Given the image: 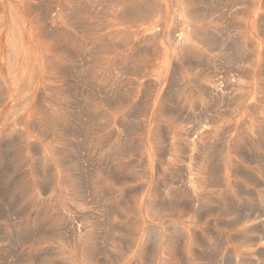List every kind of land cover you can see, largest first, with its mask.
I'll use <instances>...</instances> for the list:
<instances>
[{
	"label": "rangeland",
	"instance_id": "rangeland-1",
	"mask_svg": "<svg viewBox=\"0 0 264 264\" xmlns=\"http://www.w3.org/2000/svg\"><path fill=\"white\" fill-rule=\"evenodd\" d=\"M172 1L168 2L166 14L162 0H0L3 3L0 6V190H3L0 194V264H264V255L261 256L264 252V237L256 232L261 227L258 220H264L261 204H264V0H239L241 4L238 0L236 4V0H211L214 4H210V0ZM225 2L231 4L226 5ZM176 6L179 7L178 12L175 11ZM234 6L240 9L238 14V8ZM203 7L207 11L210 9L209 13ZM203 11H206L205 14ZM13 16H16L21 27L17 28L19 59L12 69L10 55ZM164 25L166 42L164 36L152 40V31ZM232 37H235L234 40ZM216 41L220 42V46ZM182 48H189V51L199 55L190 52L188 56ZM226 60L230 63H226ZM216 67L220 71L217 72ZM179 73L180 76L176 75ZM216 74L218 79L210 76ZM218 75L223 79H219ZM230 83L232 87H229ZM92 85L95 90L91 89ZM202 116L209 122L204 128L196 126ZM19 118L25 125L23 132L17 128ZM198 148L206 149V156ZM201 159L204 160L201 162ZM254 160L256 162L253 164ZM257 160L262 161L261 164ZM192 169L199 172L192 174ZM239 172H245L246 175ZM112 176H116L117 180H113ZM172 182L178 191L181 188L179 193L183 190L189 193L187 196L185 194L186 198L184 196L180 199ZM194 182L196 186L191 185ZM84 197H88L85 198L88 203L92 200L96 205L94 202H84ZM178 197L179 206L176 205ZM197 199L201 202L198 203ZM215 208H218L217 212ZM153 209L158 211L156 215ZM246 209H251L254 215ZM160 211L164 213L160 214ZM104 215L107 216V222ZM241 215L244 216L243 221ZM85 216L91 218L87 220ZM102 221L107 224L103 225ZM173 223L181 227L185 234L180 236L174 231L176 227L173 228ZM154 228L165 235L161 244L155 239L156 233L151 232L156 231ZM100 230L104 232L101 234ZM105 230L110 231L106 233L109 236ZM259 248L262 252H259Z\"/></svg>",
	"mask_w": 264,
	"mask_h": 264
},
{
	"label": "bare ground",
	"instance_id": "bare-ground-1",
	"mask_svg": "<svg viewBox=\"0 0 264 264\" xmlns=\"http://www.w3.org/2000/svg\"><path fill=\"white\" fill-rule=\"evenodd\" d=\"M147 1H148V0H147ZM173 1H174V0H173ZM173 1H172V2H173ZM202 1H204V0H202ZM224 1H225V0H224ZM238 1H239V0H238ZM238 1L236 0V2L234 1V3H235V4H236V3H239L240 1H239V2H238ZM244 1H245V0H244ZM254 1H255V0H254ZM151 2H152V1H151ZM168 2H169V0H162V6H165V7H166V8H165V9H166V14H167V12H168V8H167V7H168V6H167V5H168ZM227 2H229V1H227ZM247 2H248V1H247ZM112 3H113V2H112ZM173 3H174V2H173ZM211 3L214 4V3L211 2V0H210V4H211ZM234 3L231 5V8H232V6L234 5ZM2 4H3V3L0 2V6H2ZM108 4H109V3H108ZM224 4L229 5V4H231V3H228V4H227V3L225 2ZM240 4H241V2H240ZM246 4H247V3H246ZM54 5H55V4H54ZM75 5H76V3H75ZM208 5H209V4H208ZM215 5H216V4H215ZM41 6H42V5H41ZM83 6H84V5H83ZM173 6H174V4H173ZM209 6H212V5H209ZM219 6H220V5H219ZM5 7H6V5H5ZM80 7H81V6H80ZM103 7H104V6H103ZM108 7H110V6H108ZM234 7H237V6H234ZM0 8H1V7H0ZM43 8H44V7H43ZM78 8H79V7H78ZM85 8H86V7H85ZM105 8H106V7H105ZM153 8H154V7H153ZM203 8H204V7H203ZM214 8H215V7H214ZM214 8H212V9H214ZM221 8H222V7H221ZM229 8H230V7H229ZM237 8H238V7H237ZM41 9H42V8H41ZM79 9H80V8H79ZM91 9H92V8H91ZM91 9H90V10H91ZM123 9H125V8H123ZM163 9H164V8H163ZM204 9H205V8H204ZM207 9H209V8H207ZM217 9H218V8H217ZM226 9L228 10V8H226ZM1 10H2V8H1ZM38 10H39V9H38ZM44 10H45V9H44ZM64 10H65V9H64ZM199 10H200V9H199ZM205 10H206V9H205ZM209 10H210V9H209ZM209 10H208V11H209ZM215 10H216V8H215ZM231 10L233 11V9H231ZM236 10H237V14H238V11H239L240 9L238 8V9H236ZM11 11H12V9H11ZM81 11H82V10H81ZM88 11H89V10H88ZM175 11H176V12L179 11V7H178V6H176ZM206 11H207V10H206ZM206 11H203V13L206 12ZM208 11H207V12H208ZM213 11H214V10H213ZM219 11H220V10H219ZM155 12H156V11H155ZM160 12H161V11H160ZM222 12H223V11H222ZM229 12H230V10H229ZM234 12H235V11H233V13H234ZM41 13H42V12H41ZM50 13H51V12H50ZM82 13H84V12H82ZM88 13H89V12H88ZM96 13L98 14V11H97ZM110 13H111V12H110ZM141 13H142V12H141ZM199 13H200V12H199ZM199 13H198V14H199ZM203 13H202V14H203ZM208 13H209V12H208ZM120 14H121V11H120ZM204 14H205V13H204ZM231 14H232V12H231ZM240 14H241V13H240ZM67 15H68V14H67ZM95 15H96V14H95ZM100 15H102V14H100ZM103 15H104V13H103ZM124 15H125V14H124ZM200 15H201V14H200ZM200 15H199V16H200ZM206 15H207V13H206ZM209 15H210V14H209ZM111 16H112V15H111ZM159 16H160V13H159ZM176 16H177V15H176ZM46 17H48V16H46ZM225 17H226V16H224V18H225ZM233 17H234V16H233ZM235 17H236V16H235ZM93 18H95V17L93 16ZM177 18H178V17H177ZM227 18H228V17H227ZM72 19H73V18H72ZM179 19H180V18H179ZM211 19H212V18H211ZM228 19L230 20V18H228ZM228 19H226V20H228ZM262 19H263V18H262ZM73 20H74V19H73ZM73 20H72V21H73ZM79 20H80V19H79ZM89 20H90V19H89ZM173 20H174V19H173ZM173 20H172V22H174ZM213 20H214V19H213ZM216 20H219V19L216 18ZM43 21H44V20H43ZM86 21H87V20H86ZM222 21H223V22H226L224 19H222ZM236 21H237V20H236ZM223 22H222V24H223ZM233 22H235V21H233ZM237 22H238V21H237ZM74 23H75V21H74ZM84 23H85V22H84ZM94 23H95V22H94ZM176 23H178V22H176ZM86 24L89 25L88 21H87ZM181 25H182V23H181ZM230 25H232V24H229V26H230ZM83 26H84V25H83ZM86 26H87V25H86ZM165 26H166V25H164V26H158V27H156V29H154V30L152 31V35H151L152 40H158V39H160V38H163V36H164V37H165V42H166V35H167V32H166V30H165ZM172 26H173V25H172ZM225 26H227V23H225ZM225 26L223 25L224 28H225ZM229 26H228V27H229ZM239 26H240V25H239ZM19 27H21V26H20V23L17 21L16 16H13V17H12V25H11V34H13L12 37H11L12 53H11V55H10V59H11V62H12V67H11L12 69L14 68V64H15V63L17 62V60L19 59V56H18V54H19V45H18V40H17V28L19 29ZM87 27H88V26H87ZM174 27H175V26H174ZM61 28H62V27H61ZM80 28H81V27H80ZM172 28H173V27H172ZM175 28H177V26H176ZM187 28H188V27H187ZM187 28H186V29H187ZM53 29H54V28H53ZM83 29H86V28H83ZM173 29H174V28H173ZM188 29H189V28H188ZM81 30H82V29H81ZM176 30H177V29H176ZM176 30H175V31H176ZM221 30L223 31L222 28H221ZM87 31H90V30L87 29ZM175 31H174V32L172 31V32L174 33V35H176V34H175ZM189 31L191 32V30H189ZM47 32H48V30H47ZM83 32H85V31L83 30ZM172 32H171L170 35H171V38L173 39V37H172ZM177 32H178V30H177ZM177 32H176V33H177ZM48 33H49V32H48ZM179 33H180V32H179ZM262 33H263V32H262ZM86 34H87V32H86ZM88 34H89V33H88ZM91 34H92V33H91ZM174 35H173V36H174ZM47 36H48V35H47ZM142 36H143V35H142ZM82 37H83V36H82ZM87 37H88V36H87ZM177 37H179V35H178ZM177 37H176V39H177ZM207 37H208V36H207ZM104 38H105V37H104ZM174 38H175V37H174ZM232 38H233V40H234L235 37H232ZM84 39H85V38H84ZM129 39H130V38H129ZM176 39H175V41H176ZM86 40H87V38L85 39V41H86ZM139 40H141V38H140ZM100 41H103V39L100 40ZM185 41H186V40H185ZM222 41H223V40H222ZM237 41H238V40H237ZM237 41H236V42H237ZM172 42H174V41H172ZM179 42H180V41H179ZM209 42H210V41H209ZM216 42L218 43L219 41H216ZM225 42H226V39H225ZM225 42H224V45H225ZM234 42H235V41H234ZM94 43H95V42H94ZM174 43H176V42H174ZM181 43H182V42H181ZM238 43H239V42H238ZM106 44H107V41H106ZM112 44H113V43H112ZM117 44H118V43H117ZM171 44H172V43H171ZM177 44H178V43H177ZM179 44H180V43H179ZM204 44H206V43H204ZM219 44H220V42L218 43V45H219ZM241 44H242V43H241ZM241 44H240V46H241ZM87 45H88V44H87ZM118 45H120V44H118ZM140 45H141V44H140ZM222 45H223V43H222ZM227 45H228V44H227ZM93 46H94V45H93ZM93 46H92V47H93ZM95 46H96V44H95ZM100 46H101V45H100ZM103 46H104V44H103ZM182 46L184 47V45H182ZM215 46H216V45H215ZM219 46H220V45H219ZM225 46H226V45H225ZM83 47H84V45H83ZM86 47H87V46H85V48H86ZM144 47H145V46H144ZM144 47H143V48H144ZM148 47H149V46H148ZM172 47H173V46H172ZM180 47H181V44H180ZM180 47H179V48H180ZM222 47H223V46H222ZM246 47H247V46H246ZM233 48H234V47H233ZM240 48H242V47H240ZM65 49H66V48H65ZM90 49H92V48H90ZM144 49H145V48H144ZM146 49H147V48H146ZM146 49H145V50H146ZM182 49H183V52H185L188 56H190L191 53L194 54V55H199V53H196V52H193V51H192V52L189 51V48H182ZM217 49H219V48H217ZM221 49H222V48H221ZM246 49H248V48H246ZM8 50H9V49H8ZM102 50H103V49H102ZM104 50H105V49H104ZM137 50H138V49H137ZM149 50H150V48H149ZM175 50H176V49H175ZM175 50H174V51H175ZM177 50H178V47H177ZM236 50H237V49H236ZM81 51H82V50H81ZM81 51H80V52H81ZM83 51H84V50H83ZM93 51H94V50H93ZM143 51H144V50H143ZM186 51H187V52H186ZM224 51H225V50H224ZM226 51H227V50H226ZM87 52H88V51H87ZM136 52H137V51H136ZM145 52H146V51H145ZM176 52H177V51H176ZM190 52H191V53H190ZM208 52H209V51H208ZM211 52H212V51H211ZM81 53L84 54V52H81ZM96 53H97V52H96ZM141 53H142V52H141ZM147 53H149V51H148ZM181 53H182V52H181ZM225 53H226V52H225ZM230 53H232V52H230ZM85 54H86V53H85ZM94 54H95V52H94ZM133 54H134V53H133ZM137 54L139 55V53H137ZM226 54H227V53H226ZM226 54H225V55H226ZM86 55H87V54H86ZM88 55H89V54H88ZM88 55H87V56H88ZM91 55H92V52H91ZM91 55H90V56H91ZM151 55H152V54H151ZM174 55H175V54H174ZM176 55H178V53H177ZM225 55H224V56H225ZM228 55H229V54H228ZM230 55H231V54H230ZM232 55H233V54H232ZM236 55H237V54H236ZM238 55H239V53H238ZM252 55H253V54H252ZM254 55H255V54H254ZM82 56H83V55H82ZM84 56H85V55H84ZM134 56H137V55H134ZM134 56H133V57H134ZM139 56H140V55H139ZM153 56H154V55H153ZM85 57H86V56H85ZM155 57H156V56H155ZM155 57H154V58H155ZM175 57H176V56H175ZM241 57H242V56H241ZM241 57H240V58H241ZM252 57H253V56H252ZM90 58H91V57H90ZM97 58H98V56H97ZM131 58H132V57H131ZM203 58H207V57H206V56H205V57L203 56ZM219 58H221V57H219ZM195 59H196V58H195ZM225 59H226V58H225ZM225 59H223V62H225V61H224ZM227 59H228V58H227ZM230 59H231V58H230ZM236 59H239V57H238V58L236 57ZM241 59H243V58H241ZM241 59H240V60H241ZM244 59H245V57H244ZM250 59H251V58H250ZM78 60H80V59L78 58ZM87 60H89V59H87ZM99 60H100V58H99ZM117 60H118V59H117ZM130 60H131V59H130ZM133 60H134V59H133ZM182 60H183V59H182ZM202 60H203V59H202ZM228 60H229V59H228ZM253 60H254V59H253ZM118 61H119V60H118ZM198 61H199V59H198ZM205 61H206V60H205ZM205 61H204V62H205ZM218 61H219V60H218ZM242 61H243V60H242ZM242 61H241V62H242ZM244 61H245V60H244ZM232 62H233V61H232ZM247 62H249V61H247ZM82 63H83V62H82ZM116 63H117V62H116ZM119 63H120V62H119ZM127 63H128V62H127ZM190 63H192V62H190ZM197 63H198V62H197ZM200 63H201V61H200ZM208 63H209V62H208ZM208 63H207V64H208ZM210 63H211V62H210ZM226 63H230V62H228V61L226 60ZM238 63H239V62H238ZM244 63H245V62H244ZM146 64H147V63H146ZM201 64H202V63H201ZM220 64H221V63H220ZM222 64H224V63H222ZM231 64H232V63H231ZM241 64H243V63H240V65H241ZM176 65H177V64H176ZM191 65H192V64H191ZM191 65H190V66H191ZM215 65L217 66V64H215ZM218 65H219V64H218ZM236 65H237V64H236ZM54 66H55V65H54ZM209 66H210V65H209ZM237 66H238V65H237ZM243 66H244V65H243ZM81 67H82V66H81ZM124 67H126V66H124ZM129 67H130V66H129ZM149 67H150V66H149ZM191 67H192V66H191ZM199 67H200V65H199ZM206 67H207V66H206ZM210 67H211V66H210ZM220 67H222V66H220ZM227 67H228V66H227ZM38 68H39V67H38ZM73 68H74V67H73ZM78 68H79V67H78ZM122 68H123V67H122ZM134 68H135V67H134ZM161 68H162V66H161ZM208 68H209V67H207V69H208ZM213 68H214V67H213ZM229 68H230V67H229ZM242 68H243V67H242ZM12 69H11V71H12ZM115 69H116V68H115ZM175 69H176V68H175ZM210 69H211V71H212V68H210ZM215 69H217V67H216ZM235 69H236V68H235ZM245 69H246V68H245ZM263 69H264V68H263ZM127 70H128V69H127ZM204 70H205V69H204ZM218 70H219V68L217 69V72H218ZM225 70H226V69H225ZM225 70H224V71H225ZM229 70H230L229 72H231V68H230ZM243 70H244V69H243ZM249 70H251V69H248V71H249ZM130 71H131V70H130ZM180 71L182 72V70H180ZM214 71H215V70H214ZM219 71H220V70H219ZM244 71H245V70H244ZM78 72H79V71H78ZM121 72H122V71H121ZM174 72H175V71H174ZM176 72H177V71H176ZM207 72H208V70H207ZM212 72H213V71H212ZM215 72H216V71H215ZM225 72H226V71H225ZM225 72H224V73H225ZM232 72H233V71H232ZM258 72H259V71H258ZM79 73H80V72H79ZM208 73H209V72H208ZM224 73H223V74H224ZM236 73H238V72L236 71ZM246 73H247V72H246ZM251 73H252V72H251ZM259 73H260V72H259ZM259 73H258V74H259ZM68 74H69V73H68ZM127 74H129V73H127ZM182 74H183V73H182ZM210 74H211V73H210ZM213 74H214V72H213ZM231 74H232V73H231ZM249 74H250V72H249ZM72 75H73V74H72ZM176 75H179V76H180V73H179V74H176ZM207 75H208V74H207ZM226 75H228V72L226 73ZM226 75H225V76H226ZM238 75H239V73H238ZM241 75H242V74H241ZM179 76H178V77H179ZM210 76H216V77H217V74H216V75H210ZM218 76H219V75H218ZM228 76H229V75H228ZM231 76H232V75H231ZM231 76H230V77H231ZM235 76H236V75H235ZM34 77H35V75H34ZM119 77H120V76H119ZM219 77H220L219 79H223V77H222V78H221V76H219ZM226 77H227V76H226ZM226 77H225V78H226ZM11 78H12V77H11ZM36 78H37V77H36ZM72 78H74V77H72ZM77 78H78V77H77ZM80 78H81V77H80ZM113 78H114V77H113ZM238 78L240 79V77H238ZM244 78H246V77H244ZM178 79H179V78H178ZM217 79H218V77H217ZM262 79H263V78H262ZM55 80H56V79H55ZM71 80H72V79H71ZM74 80H75V79H73V82H74ZM124 80H125V76H124ZM172 80H173V79H172ZM180 80H181V78H180ZM182 80H183V79H182ZM226 80H227V79H226ZM226 80H225V81H226ZM240 80H241V79H240ZM260 80H261V79H260ZM34 81H35V80H34ZM34 81L32 82V84L34 83ZM77 81H78V80H77ZM147 81H148V80H147ZM221 81H222V80H221ZM221 81H220V82H221ZM231 81L234 82V80H232V79H231ZM262 81H263V80H262ZM23 82H24V81H23ZM23 82H22V83H23ZM176 82H177V81H176ZM209 82H210V81H209ZM227 82H230V81H227ZM154 83H155V81H154ZM0 84H1V83H0ZM23 84H24V83H23ZM74 84H75V83H74ZM126 84H127V83H126ZM171 84H173V83H171ZM178 84H179V83H178ZM225 84H226V83H225ZM225 84H224V85H225ZM85 85H86V84H85ZM93 85H94V84H93ZM93 85H92V87H93ZM99 85H100V84H99ZM121 85H122V84H121ZM146 85H147V82H146ZM148 85H149V84H148ZM227 85H229V84H227ZM227 85H226V87H227ZM230 85H231V83H230ZM262 85H263V84H262ZM32 86H34V85H32ZM32 86H31V87H32ZM211 86H213V85H211ZM233 86H234V84H233ZM242 86H243V85H242ZM263 86H264V85H263ZM96 87L98 88L97 85H96ZM125 87H126V86H125ZM179 87H180V86H179ZM179 87H178V88H179ZM222 87H223V86H222ZM229 87H232V85L229 86ZM258 87H259V86H258ZM260 87H261V86H260ZM260 87H259V88H260ZM32 88H33V87H32ZM145 88H146V86H145ZM199 88H200V86H199ZM216 88H217V87H216ZM218 88H219V87H218ZM233 88H234V87H233ZM235 88H236V86H235ZM18 89H19V88H18ZM20 89H23V88H21V86H20ZM20 89H19V91H20ZM83 89H84V88H83ZM91 89H92V90H93V89L95 90V87H93V88H91ZM98 89H99V88H98ZM98 89H96V90H98ZM173 89H174V87L172 88V90H173ZM223 89H224V88H223ZM101 90L103 91V89H101ZM145 90H146V89H145ZM218 90H219V89H218ZM227 90H228V89H227ZM227 90H224V91H227ZM2 91H3V90H2ZM99 91H100V90H99ZM104 91H105V90H104ZM170 91H171V90H170ZM213 91H214V90H213ZM216 91H217V90H216ZM220 91H221V90H220ZM3 92H4V91H3ZM95 92H96V91H95ZM145 92H146V91H145ZM145 92H144V93H145ZM229 92H230V91H229ZM233 92H234V91H233ZM111 93H113V92H111ZM111 93H110V94H111ZM171 93H172V92H171ZM217 93H218V91H217ZM225 93H227V92H225ZM17 94L19 95V92H18ZM43 94H44V93H43ZM91 94H92V93H91ZM98 94H99V93H98ZM100 94H101V93H100ZM175 94H176V93H175ZM214 94H215V93H214ZM92 95H93V94H92ZM104 95H105V94H104ZM145 95H146V93L144 94V96H145ZM218 95H219V94H218ZM223 95H224V93H223ZM227 95H229V93H228ZM233 95H234V93H233ZM235 95H236V94H235ZM102 96H103V95H101V98L104 99V97H102ZM224 96H225V95H224ZM231 96H232V95H231ZM145 97H146V96H145ZM214 97H215V96H214ZM225 97H226V96H225ZM240 97H241V96H240ZM242 97H243V96H242ZM1 98H2V97H1ZM39 98H40V97H39ZM114 98H115V96H114ZM114 98H113V99H114ZM175 98H176V96H175ZM212 98H213V97H212ZM212 98H211V99H212ZM215 98H216V97H215ZM234 98H235V97H234ZM208 99H209V98H208ZM225 99H226V98H225ZM238 99H239V98H238ZM174 100H176V99H174ZM174 100H173V101H174ZM213 100H214V99H213ZM216 100H217V99H216ZM218 100H219V97H218ZM233 100H234V99H233ZM235 100H236V98H235ZM242 100H243V99H242ZM250 100H251V99H250ZM100 101H101V100H100ZM111 101L113 102V100H111ZM143 101H144V100H143ZM179 101H180V100H179ZM196 101H197V100H196ZM220 101H221V100H220ZM223 101H224V99H223ZM0 102H2V101H0ZM40 102H41V101H40ZM42 102H43V101H42ZM115 102H117V101H115ZM183 102H184V101H183ZM221 102H222V101H221ZM230 102H231V101H230ZM22 103H23V101H22ZM24 103H25V102H24ZM109 103H111V102H109ZM180 103H181V102H180ZM210 103H211V101H210ZM225 103H226V102H225ZM129 104H130V103H129ZM143 104H144V103H143ZM184 104H185V103H184ZM39 105H41V104H39ZM65 105H66V104H65ZM67 105H68V104H67ZM138 105H139V104H138ZM182 105H183V104H182ZM193 105H194V104H193ZM212 105H213V103H212ZM237 105H238V104H237ZM240 105H241V104H240ZM169 106H170V105H169ZM174 106H175V105H174ZM194 106H196V105H194ZM198 106H200V105L198 104ZM231 106H232V105H231ZM234 106H235V105H234ZM251 106H252V105H251ZM140 107H142V106H140ZM202 107H204V106H202ZM205 107H206V105H205ZM207 107H208V106H207ZM225 107H227V106L225 105ZM228 107H229V106H228ZM232 107H233V106H232ZM248 107H249V105H248ZM41 108H42V107H41ZM169 108L171 109V107H169ZM217 108H218V107H217ZM223 108H224V107H223ZM74 109H76V107H74ZM77 109H78V108H77ZM164 109H165V108H164ZM202 109H203V108H202ZM206 109H207V108H206ZM211 109H212V108H211ZM211 109H210V110H211ZM219 109H220V108H219ZM224 109H225V108H224ZM248 109H250V108H248ZM253 109H254V108H253ZM259 109H260V108H259ZM261 109H262V108H261ZM263 109H264V108H263ZM79 110H80V108H79ZM130 110H131V109H130ZM204 110H205V109H203V111H204ZM225 110H226V109H225ZM102 111H103V110H102ZM162 111H163V110H162ZM172 111H173V110H172ZM185 111H186V110H185ZM189 111H190V109H189ZM208 111H209V110H208ZM211 111H212V110H211ZM156 112H157V111H156ZM158 112H159V111H158ZM181 112H182V111H181ZM181 112H180V113H181ZM199 112H200V111H199ZM205 112H206V111H205ZM205 112H204V113H205ZM217 112H218V111H217ZM219 112H220V111H219ZM76 113H77V112H76ZM183 113H184V111H183ZM190 113H191V112H190ZM208 113H209V112H208ZM256 113H257V112H256ZM84 114H85V113H84ZM86 114H87V113H86ZM186 114H187V113H186ZM188 114H189V113H188ZM219 114H221V113H219ZM8 115H9V114H8ZM72 115H73V114H72ZM72 115H71V117H72ZM87 115H88V114H87ZM194 115H195V114H194ZM205 115H206V114H205ZM211 115H212V112H211ZM222 115H223V114H222ZM222 115H221V116H222ZM259 115H260V114H257V116H259ZM90 116H91V115H90ZM169 116H170V115H169ZM260 116H261V115H260ZM84 117L86 118L87 116L84 115ZM135 117H136V116H135ZM192 117H193V115H192ZM197 117H198V116H197ZM211 117H212V116H211ZM74 118H75V117H74ZM95 118H96V117H95ZM100 118H101V117H100ZM182 118H184V117H182ZM260 118H262V116H261ZM98 119H99V118H98ZM186 119H187V118H186ZM189 119H190V118H189ZM221 119H222V118H221ZM6 120H7V117H6ZM95 120H96V119H95ZM187 120H188V119H187ZM262 120H263V119H262ZM19 121H20V118H19V120H18V122H17V123L19 124V127H17L18 125H17L16 127L19 128V130L23 132V131H24V128H25V127H24L25 125H23V124L21 123V121H20V123H19ZM73 121H74V120H73ZM83 121H84V120H83ZM93 121H94V120H93ZM235 121H236V120H235ZM247 121H248V120H247ZM121 122H122V121H121ZM134 122H135V121H134ZM211 122H213V121H211ZM263 122H264V121H263ZM50 123H51V122H50ZM123 123H124V122H123ZM131 123H132V122H131ZM136 123H137V122H136ZM207 123H209L208 120H207L204 116H202V117H200V118L197 120V125H196V126L204 128V127H205V124L207 125ZM234 123H236V122H234ZM246 123H247V122H245V124H246ZM248 123H249V122H248ZM82 124H83V123H82ZM125 124H126V123H125ZM129 124H130V123H129ZM134 124H135V123H134ZM213 124H214V123H213ZM102 125H103V124H102ZM123 125H124V124H123ZM126 125H128V124H126ZM131 125H132V124H131ZM137 125H139V124H137ZM208 125H209V124H208ZM210 125H212V124H210ZM234 125H235V124H234ZM247 125H248V124H247ZM256 125H257V124H256ZM28 126H29V125H28ZM260 126H261V125H260ZM14 127H15V125H14ZM30 127H31V126H30ZM67 127H69V125H67ZM135 127H136V125H135ZM250 127H251V126H250ZM17 128H16V129H17ZM162 128H163V127H162ZM163 129H164V128H163ZM169 129H170V128H169ZM229 129H230V128H229ZM257 129H258V128H257ZM257 129H256V130H257ZM6 130H8V129H6ZM17 130H18V129H17ZM30 130H31V129H30ZM70 130H71V129H70ZM137 130H138V129H137ZM182 130H183V129H182ZM185 130H186V129H185ZM206 130H207V129H206ZM209 130H210V129H209ZM224 130H225V129H224ZM9 131H10V130H9ZM9 131H8V132H9ZM15 131H16V130H15ZM32 131H33V130H32ZM204 131H205V130H204ZM34 132H36V131L34 130ZM38 132H40V131H38ZM163 132H164V131H163ZM17 133H18V132H17ZM17 133H16V134H17ZM19 133H20V132H19ZM41 133H42V132H41ZM169 133H170V132H169ZM125 134H126V133H125ZM163 134H164V133H163ZM167 134H168V133H167ZM175 134H176V133H175ZM185 134H186V133H185ZM204 134H205V133H204ZM118 135H119V134H118ZM194 135H195V134H194ZM210 135H211V134H210ZM220 135H221V134H220ZM46 136H47V134H46ZM114 136H115V134H114ZM114 136H113V137H114ZM199 136H200V135H199ZM241 136H242V135H241ZM73 137H74V136H73ZM118 137H119V136H118ZM168 137H169V134H168ZM168 137H166V138H168ZM188 137H189V136H188ZM201 137H202V136H201ZM220 137H221V136H220ZM222 137H224V136H222ZM242 137H243V136H242ZM244 137H245V136H244ZM41 138H42V137H41ZM111 138H112V137H111ZM210 138H211V137H210ZM225 138H226V137H225ZM245 138H246V137H245ZM43 139H44V138H43ZM162 139H163V138H162ZM200 139H201V138H200ZM222 139H223V138H222ZM30 140H31V139H30ZM194 140H195V139H194ZM223 140H224V139H223ZM110 141H111V140H110ZM189 141H191V137H190V140H189ZM125 142H126V141H125ZM165 142H166V140H165ZM219 142H222V141L219 140ZM157 143H158V142H157ZM222 143H223V142H222ZM29 144H30L29 146L32 148L31 143H29ZM114 144H116V143H114ZM165 144H167V143H165ZM107 145H108V144H107ZM6 146H7V145H6ZM33 146H34V145H33ZM113 146H114V145H113ZM248 146H249V145H248ZM3 147H4V146H3ZM208 147H209V146H208ZM216 147H217V146H215V149H216ZM231 147H233V145H232ZM5 148H6V147H5ZM33 148H34V147H33ZM76 148H77V147H76ZM123 148H124V147H123ZM204 148H205V147H204ZM218 148H219V147H218ZM262 148H263V147H262ZM34 149H35V148H34ZM34 149H33V150H34ZM78 149H79V147H78ZM80 149H81V148H80ZM132 149H133V148H132ZM198 149H199V148H198ZM221 149H222V148H221ZM36 150H37V148H36ZM76 150H77V149H76ZM76 150H74V152H75ZM113 150H114V149H113ZM183 150H184V149H183ZM199 150H201V148H200ZM202 150H203V148H202ZM202 150H201V151H202ZM224 150H225V149H224ZM34 151H35V150H34ZM37 151H38V150H37ZM77 151H78V150H77ZM79 151H80V150H79ZM79 151H78V152H79ZM117 151H118V150H117ZM122 151H123V150H122ZM122 151H121V152H122ZM181 151H182V150H181ZM186 151H187V148H186ZM194 151H195V150H194ZM204 151H206V149L203 150L202 152H204ZM71 152H72V151H71ZM74 152H73V153H74ZM78 152H77V153H78ZM124 152H125V151H124ZM164 152H165V151H164ZM189 152H190V151H189ZM189 152H188V153H189ZM199 152H200V151H199ZM216 152H218V149L216 150ZM232 152H233V150H232ZM5 153H6V152H5ZM35 153L38 154L36 151H35ZM79 153H80V152H79ZM82 153H83V152H82ZM188 153H187V154H188ZM193 153H194V152H193ZM205 153H206V152H204L203 154L206 156ZM213 153H214V152H213ZM252 153H253V150H252ZM254 153H255V152H254ZM71 154H72V153H71ZM74 154H75V153H74ZM184 154H185V153H184ZM187 154H186V157H187ZM208 154H210L209 151H208ZM211 154H212V153H211ZM214 154H215V153H214ZM255 154H256V153H255ZM75 155H76V154H75ZM78 155H79V154H78ZM83 155H84V153H83ZM181 155H183V154H181ZM192 155H193V154H192ZM195 155H196V154H195ZM219 155H220V154H219ZM240 155H241V154H240ZM38 156H39V155H38ZM118 156H119V155H118ZM166 156H168V155H166ZM209 156H211V155H209ZM248 156H250V155H248ZM248 156H246V157H248ZM6 157H7V156H6ZM106 157H107V156H106ZM160 157H162V156L160 155ZM164 157H165V156L163 155V158H164ZM178 157H180V156H178ZM186 157H185V158H186ZM193 157H194V156H193ZM193 157L191 158V160L193 159ZM7 158H8V157H7ZM36 158H37V157H36ZM40 158H41V157H40ZM40 158H39V159H40ZM83 158H84V157H83ZM182 158H183V157H182ZM254 158H255V157H254ZM74 159H76V157H75ZM104 159H105V157H104ZM183 159H184V158H183ZM257 159H258V158H257ZM259 159H260V158H259ZM7 160H8V159H7ZM44 160H45V158H44ZM102 160H103V159H102ZM105 160H106V159H105ZM203 160H204V159H203ZM203 160L201 159L200 161L202 162ZM242 160H243V159H242ZM249 160H250V159H249ZM251 160H252V159H251ZM260 160H261V159H260ZM260 160H257V161L259 162ZM45 161H46V160H45ZM45 161H44V162H45ZM81 161H82V160H81ZM87 161H88V160H87ZM109 161H110V160H109ZM213 161H214V160H213ZM26 162H27V161H26ZM47 162H48V161H47ZM85 162H86V161H85ZM89 162H90V161H89ZM194 162H195V161H194ZM198 162H199V161H198ZM255 162H256V161L254 160L253 164H254ZM261 162H262V161H261ZM261 162H259V163L261 164ZM79 163H80V162H79ZM133 163H134V162H133ZM133 163H132V164H133ZM137 163H138V162H137ZM187 163H188V162H187ZM196 163H197V162H196ZM199 163H200V162H199ZM212 163H213V162H212ZM259 163H258V164H259ZM40 164H41V163H40ZM83 164H84V163H83ZM87 164H88V163H87ZM27 165H28V164H27ZM32 165H33V163H32ZM95 165H96V164H95ZM118 165H119V164H118ZM128 165H129V164H128ZM182 165H183V164H182ZM191 165H193V164L191 163ZM212 165H213V164H212ZM249 165H250V164H249ZM251 165H252V164H251ZM8 166H9V165H8ZM40 166H41V165H40ZM45 166H46V165H45ZM79 166H82V165H79ZM84 166H85V165H84ZM84 166H83V170H84ZM90 166H91V165H90ZM97 166H98V165H97ZM114 166H115V165H114ZM120 166H121V165H120ZM205 166H206V165H205ZM205 166H204V167H205ZM259 166H261V165H259ZM263 166H264V165H263ZM33 167H34V165H33ZM51 167H52V166H51ZM145 167H146V166H145ZM178 167H179V166H178ZM194 167H195V166H194ZM220 167H221V165H220ZM232 167H233V166H232ZM9 169H10V167H9ZM23 169H24V167H23ZM80 169H81V167H80ZM80 169H79V170H80ZM90 169H92V166L90 167ZM95 169H97L96 166H95ZM179 169L181 170V167H179ZM185 169H186V167H185ZM211 169H212V167H211ZM216 169H217V166H216ZM53 170H54V169H53ZM83 170H82V171H83ZM114 170H115V169H114ZM218 170H220V169H218ZM241 170H242V167H241ZM260 170H262V169H260ZM2 171H3V170H2ZM82 171H80V172L82 173ZM87 171H88V170H86V172H87ZM90 171H91V170H90ZM90 171H89V172H90ZM118 171H119V170H118ZM137 171H140V170H137ZM184 171H185V170H184ZM184 171H181V172H184ZM186 171H187V169H186ZM186 171H185V172H186ZM192 171H193V169H192ZM195 171H196V170H195ZM195 171H193L192 174H193ZM211 171H212V170H211ZM211 171H210V172H211ZM214 171H215V170H214ZM214 171H213V172H214ZM4 172H5V170H4ZM48 172H49V171H48ZM92 172H94V169L92 170ZM196 172H197V171H196ZM196 172H195V173H196ZM198 172H199V171H198ZM198 172H197V173H198ZM213 172H212V173H213ZM215 172H216V171H215ZM217 172H218V171H217ZM233 172H234V171H233ZM260 172H261V171H260ZM39 173H40V172H39ZM44 173H45V172H44ZM46 173H47V172H46ZM114 173H116V172H114ZM200 173H201V172H200ZM221 173H222V171H221ZM93 174H94V173H93ZM100 174H101V173H100ZM171 174H173V173H171ZM236 174H237V173H236ZM239 174H241V175H243V174L246 175L245 172H244L243 174L239 172ZM247 174H248V173H247ZM44 175H45V177H47V179H48V176H46V174H44ZM87 175H88V174H87ZM89 175H90V174H89ZM94 175H95V174H94ZM184 175H185V174H184ZM244 175H243V176H244ZM262 175H264V174L262 173ZM50 176H51V175H50ZM76 176H78V175H76ZM80 176H81V175H80ZM91 176H92V175H90V177H91ZM108 176L110 177L109 174H108ZM127 176H128V175H127ZM192 176H193V175H192ZM192 176H191V177H192ZM212 176H213V175H212ZM212 176H211V177H212ZM248 176H249V175H248ZM254 176H255V175H254ZM90 177H89V178H90ZM109 177H108V178H109ZM112 177H113V176H112ZM115 177H116V176H115ZM115 177H113V180H114V179L117 180V178H115ZM156 177H157V176H156ZM194 177H195V176H194ZM196 177H197V176H196ZM236 177H237V176H236ZM245 177H246V176H245ZM260 177H261V176H260ZM262 177H263V176H262ZM49 178H50V177H49ZM80 178H81V177H80ZM84 178H85V177H84ZM89 178H88V179H89ZM179 178H180V177H179ZM181 178H182V177H181ZM187 178H189V177H187ZM187 178H186V179H187ZM197 178H198V177H197ZM50 179H51V178H50ZM82 179H83V178H82ZM118 179H119V178H118ZM182 179H184V177H183ZM182 179H180V181H183ZM212 179H213V178H212ZM212 179H211V180H212ZM224 179H225V178H224ZM60 180H61V179H60ZM178 180H179V179H178ZM214 180H215V179H214ZM250 180H251V179H249V181H250ZM41 181H42V180H41ZM48 181H49V180H48ZM51 181H52V179H51ZM86 181H87V179H86ZM174 181H175V179H174ZM195 181H196V180H195ZM249 181H248V182H249ZM14 182H15V181H14ZM16 182H17V181H16ZM176 182H177V181H176ZM192 182H193V179H192ZM199 182H202V181H199ZM209 182H210V181H209ZM255 182H256V181H255ZM44 183H45V182H44ZM169 183L171 184V182H169ZM172 183H173V182H172ZM177 183H179V182H177ZM211 183H212V181H211ZM221 183H222V182H221ZM51 184H52V183H51ZM80 184H82V182H81ZM80 184H79V185H80ZM86 184H87V183H86ZM192 184L194 185L195 182H194V183H191V185H192ZM219 184H220V182H219ZM232 184H233V182H232ZM250 184H251V182H250ZM256 184H257V183H256ZM12 185H13V184H12ZM12 185H11V187H12ZM83 185H84V184H83ZM173 185H174V183H173ZM178 185H180V184H178ZM187 185H188V181H187ZM196 185H197V184H195V186H196ZM210 185H211V184H210ZM215 185H216V184H215ZM220 185H221V184H220ZM222 185H224V183H222ZM174 186H176V185H174ZM181 186H182V184H181ZM212 186H213V184L211 185V187H212ZM254 186H256V185H254ZM259 186H260V185H259ZM85 187H86V186H85ZM211 187H210V188H211ZM256 187H257V186H256ZM38 188H39V187H38ZM78 188H79V187H78ZM83 188H84V187H83ZM173 188H176V189H175L176 192L178 191V190H177V186H176V187H173ZM189 188H190V187H189ZM210 188H209V189H210ZM4 189H5V188H4ZM161 189H162V188H161ZM6 190H7V189H6ZM8 190H9V188H8ZM43 190H45V189H43ZM80 190H81V187H80ZM94 190H96V189H94ZM173 190H174V189H173ZM180 190H181V188H180ZM180 190H179V191H180ZM185 190H186V189H185ZM216 190L218 191V189H216ZM216 190H215V191H216ZM244 190H245V189H244ZM0 191H1V190H0ZM2 191H3V190H2ZM2 191H1L0 194H2ZM4 191H5V190H4ZM170 191H171V190H170ZM170 191H167V192H170ZM179 191H178L177 193H179ZM187 191H189V190H187ZM211 191H212V188H211ZM220 191H221V189H220ZM8 192H9V191H8ZM8 192H7V193H8ZM45 192H46V191H45ZM86 192H87V191H86ZM95 192H96V191H95ZM159 192H160V190H159ZM167 192H166V193H167ZM176 192H174V194H175ZM185 192H186V191L183 190L181 193H179L180 195L178 194L179 197H180V199H183L182 197H184L185 194H186V196L189 194V193H185ZM191 192H192V191H191ZM191 192H190V193H191ZM198 192H199V191H198ZM240 192H241V191H240ZM240 192H239V193H240ZM248 192H249V191H248ZM5 193H6V192H5ZM47 193H49V192H47ZM102 193H103V191H102ZM171 193H172V192H171ZM223 193H224V192H223ZM244 193H246V192L244 191ZM244 193H243V195H244ZM116 194H117V193H116ZM132 194H133V193H132ZM162 194H163V192H162ZM191 194H192V193H191ZM214 194H215V193H214ZM218 194H220V193H218ZM248 194H250V193H248ZM4 195H5V194H4ZM4 195H1V197H2V196L4 197ZM83 195H84V194H83ZM85 195H86V194H85ZM93 195H94V194H93ZM93 195H92V196H93ZM106 195H107V193H106ZM196 195H197V193H196ZM250 195H251V194H250ZM262 195H264V194L262 193ZM66 196H67V195H66ZM94 196H95V195H94ZM112 196H114V195H112ZM164 196H165V195H164ZM171 196H173V195H171ZM186 196H185V198H186ZM199 196H200V195H199ZM245 196H246V195H245ZM247 196H249V195H247ZM254 196L256 197L255 193H254ZM68 197H69V196H68ZM103 197H104V196H103ZM106 197H107V196H106ZM106 197H105V198H106ZM159 197H160V195H159ZM162 197H163V196H162ZM175 197H176V195H175ZM179 197H178V199H179ZM200 197H201V196H200ZM251 197H252V196H251ZM251 197H249V198H251ZM7 198H8V196H7ZM82 198H83V196H82ZM85 198H86V197H84V199H85ZM87 198H88V197H87ZM87 198H86V199H87ZM99 198H100V197H99ZM105 198H104V199H105ZM125 198H126V196H125ZM170 198H171V197H170ZM192 198H193V197H192ZM194 198H195V197H194ZM45 199H46V198H44V200H45ZM52 199H53V198H52ZM86 199H85V201H84V200H82V201L88 203ZM95 199H96V198H95ZM168 199H169V198H168ZM178 199H177V202H176V205H177V206L180 205V199H179V200H178ZM205 199H206V197H205ZM88 200H89V199H88ZM165 200H166V199H165ZM189 200H190V199H189ZM195 200H196V199H195ZM197 200L199 201L198 203L201 202L199 199H197ZM206 200H207V199H206ZM247 200H248V199H247ZM255 200H256V198H255ZM255 200H253V201H255ZM262 200L264 201V199H262ZM82 201H81V202H82ZM161 201H163V200H161ZM167 201H168V200H167ZM174 201H175V200H174ZM174 201H173V202H174ZM215 201H216V200H215ZM215 201H214V202H215ZM225 201H226V200H225ZM227 201H228V200H227ZM227 201H226V202H227ZM42 202H44V201H42ZM90 202H94V201L91 200ZM90 202H89V203H90ZM129 202H130V201H129ZM169 202H170V201H169ZM173 202H172V203H173ZM184 202H185V201H184ZM194 202H195V201H194ZM209 202H211V201H209ZM228 202H230V201H228ZM236 202H237V201H236ZM236 202H235V205L237 204ZM243 202H244V201H243ZM249 202H250V201H249ZM255 202H257V201H255ZM79 203H80V202H79ZM89 203H88V204H89ZM94 203H95V202H94ZM160 203H161V202H160ZM162 203H163V202H162ZM162 203H161V204H162ZM164 203H165V202H164ZM181 203H183V202H181ZM192 203H193V202H191L190 204H191L193 207H195ZM202 203H204V201H203ZM215 203L218 204L217 201H216ZM219 203H220V202H219ZM233 203H234V202H233ZM233 203H232V204H233ZM253 203H254V202H253ZM16 204H17V203H16ZM82 204H83V203H82ZM91 204H92V203H91ZM104 204H105V203H104ZM173 204H175V203H173ZM185 204H186V203H185ZM206 204H207V203H206ZM217 204H216V205H217ZM224 204H225V202H224ZM224 204H223V205H224ZM257 204L259 205L260 203H257ZM261 204H262V206H263V208H264V204H263V203H261ZM261 204H260V205H261ZM38 205H39V204H38ZM85 205H86V204H85ZM85 205H83V206H85ZM93 205H94V204H93ZM93 205H92V206H93ZM95 205H96V203H95ZM99 205H100V204H99ZM119 205H120V204H119ZM159 205H160V204H159ZM165 205H166V204H165ZM169 205H170V203H169ZM186 205H188V204H186ZM195 205H196V204H195ZM197 205H198V204H197ZM197 205H196V206H197ZM199 205H200V204H199ZM212 205H213V204H212ZM219 205H220V204H219ZM225 205H227V204H225ZM235 205H234V206H235ZM250 205L253 206V204H250ZM62 206H63V205H62ZM120 206H121V205H120ZM163 206H164V205H163ZM214 206H215V205H214ZM230 206H232V205L230 204ZM230 206H229V208H230ZM247 206H248V203H247ZM255 206H256V205H255ZM255 206H254V208H255ZM39 207H40V205H39ZM39 207H38V208H39ZM108 207H109V204H108ZM164 207H165V206H164ZM193 207H192L191 210H193ZM198 207H200V206H198ZM217 207H218V206H217ZM221 207H222V206H221ZM236 207H237V205H236ZM239 207L241 208V205H240ZM242 207H243V206H242ZM244 207H246V205H244ZM256 207H257V206H256ZM91 208H93V207H91ZM105 208H106V207H105ZM110 208L112 209V207H110ZM110 208H109V209H110ZM175 208H176V207H175ZM190 208H191V207H190ZM205 208H206V207H204V209H205ZM209 208H211V207H209ZM224 208H225V207H224ZM254 208H253V211H256V209L254 210ZM260 208H261V207H260ZM89 209H90V207H89ZM106 209H107V208H106ZM157 209H158V208H157ZM177 209H178V208H177ZM195 209H196V207H195ZM195 209H194V210H195ZM199 209H200V208H199ZM212 209H214V208L212 207ZM234 209H236V208H234ZM241 209H243V208H241ZM8 210H9V209H8ZM8 210H7V212H8ZM72 210H73V209H72ZM83 210H86V209H83ZM90 210H91V209H90ZM99 210H103V209L99 208ZM104 210H105V209H104ZM151 210H152V209H151ZM161 210H162V209H161ZM185 210H186V209H185ZM187 210H188V209H187ZM201 210H202V207H201ZM207 210H208V209H206V211H207ZM220 210H221V209H220ZM223 210H224V209H223ZM227 210H228V209H227ZM243 210H244V209H243ZM246 210H249V209H246ZM246 210H245V211H246ZM250 210H251V209H250ZM250 210H249V211H250ZM258 210H260V209H258ZM9 211H10V210H9ZM11 211H12V210H11ZM11 211H10V212H11ZM105 211L107 212V210H105ZM105 211H104V212H105ZM153 211H154V209H153ZM165 211H167V210H165ZM195 211H196V210H195ZM198 211H200V210H198ZM202 211H203V210H202ZM215 211L217 212V211H218V208H215ZM230 211H231V210H230ZM251 211H252V210H251ZM251 211L249 212V214H252ZM261 211H262V209H261ZM261 211H260V213H261ZM7 212H6V213H7ZM10 212H9V213H10ZM98 212H99V211H98ZM100 212H101V211H100ZM102 212H103V211H102ZM104 212H103V213H104ZM154 212H155V215H156V213H157L158 211H157V212L154 211ZM162 212H163V211H160L159 213L161 214ZM167 212H168V211H167ZM190 212H191V211H190ZM196 212H197V211H196ZM203 212H205V211H203ZM219 212H220V211H219ZM233 212H234V210L232 211V213H233ZM257 212H258V211H257ZM257 212H256V213H257ZM262 212H263V211H262ZM60 213H61V212H60ZM71 213H72V212H71ZM90 213H91V212H90ZM90 213H88V214L90 215ZM133 213H134V212H133ZM163 213H164V212H163ZM229 213H230V212H229ZM232 213H231V214H232ZM234 213H235V212H234ZM234 213H233V214H234ZM254 213H255V212H254ZM256 213H255V214H256ZM260 213H259V214H260ZM67 214H68V213H67ZM105 214H106V213H105ZM107 214H108V213H107ZM109 214H110V213H109ZM112 214H113V213H112ZM153 214H154V213H153ZM166 214H167V213H166ZM173 214H174V213H173ZM200 214H201V212H200ZM200 214H199V215H200ZM204 214H205V213H204ZM213 214H215V213H213ZM221 214H222V213H221ZM223 214H224V212H223ZM223 214H222V215H223ZM225 214H226V213H225ZM227 214H228V213H227ZM242 214H243V213H242ZM9 215H12V213L9 214ZM79 215H80V214H79ZM86 215H87V214H86ZM101 215H102V213H101ZM114 215H116V214L114 213ZM199 215H198V216H199ZM253 215H254V214H252V216H253ZM6 216H7V215H6ZM68 216H69V214H68ZM93 216H96V215L93 214ZM105 216H106V215H104V220L106 221V219H107L106 217H107V216H106V217H105ZM111 216L113 217V215H111ZM198 216H197V217H198ZM205 216H206V215H205ZM241 216H243V215H241ZM245 216H246V213H245ZM248 216H250V215H248ZM73 217H74V216H73ZM199 217H200V216H199ZM258 217H259V216H258ZM261 217H263V213H262V216H261ZM261 217H260V218H261ZM4 218H5V217H4ZM70 218H72V217H70ZM70 218H69V219H70ZM75 218H76V217H75ZM80 218H82V216L79 217V220H80ZM85 218H86V216H85ZM88 218H91V216L88 217ZM88 218H86V219L89 220ZM99 218H100V217H98V220H99ZM105 218H106V219H105ZM113 218H114V217H113ZM157 218H158V217H157ZM243 218H244V216L242 217V221H243ZM249 218H250V217H249ZM253 218H254V217H253ZM260 218H258V219H260ZM63 219H64V218H63ZM65 219H66V218H65ZM94 219H97V218L94 217ZM94 219H93V220H94ZM109 219H110V218H109ZM150 219H151V218H150ZM153 219H154V218H153ZM158 219H159V218H158ZM158 219H157V220H158ZM202 219H203V216H202ZM245 219H246V218H245ZM251 219H252V217H251ZM90 220H92V219H90ZM139 220H140V219H139ZM161 220H162V219H161ZM199 220H200V219H199ZM248 220H249V219H248ZM253 220H255V219H253ZM109 221L111 222V220H109ZM112 221H113V219H112ZM153 221H154V220H153ZM155 221H156V220H155ZM158 221H160V220H158ZM193 221H194V220H193ZM200 221H202V220H200ZM258 221H259L258 224L261 225V227H260V228L258 227V230H256V232L259 233V234H261V235H263V237H264V220H262V218H261V220H258ZM74 222H75V221H74ZM82 222H83V221H82ZM84 222H85V221H84ZM99 222H100V221H99ZM106 222H107V221H106ZM246 222H248V221H246ZM246 222H245V223H246ZM77 223H78V222H77ZM103 223H104V221H102V224H103ZM212 223H213V222H212ZM212 223H211V225H212ZM255 223H256V220H255ZM66 224H67V223H66ZM72 224H73V222H72ZM74 224L76 225V223H74ZM86 224L88 225V223H86ZM91 224H92V223H91ZM96 224H97V223H96ZM104 224H107V223H104ZM104 224H103V225H104ZM108 224H111V225H112V223H108ZM165 224H167V223H165ZM168 224H169V223H168ZM256 224H257V223H256ZM9 225H10V224H9ZM62 225H63V224H62ZM92 225H94V224H92ZM92 225H90V227H91ZM171 225L174 226V223L171 224ZM171 225H170V226H171ZM211 225H210V226H211ZM68 226H69V225H68ZM68 226H67V228H69ZM84 226H85V225H84ZM94 226H95V225H94ZM94 226H93V227H94ZM97 226H100V224L97 225ZM101 226H102V225H101ZM170 226H169V227H170ZM218 226H219V225H218ZM257 226H258V225H257ZM38 227H39V226H38ZM72 227H74V225H73ZM82 227H83V225H82ZM88 227H89V226H88ZM88 227H87V228H88ZM105 227H107V225H106ZM110 227H111V226H110ZM150 227H151V226H150ZM150 227H149V228H150ZM167 227H168V226H167ZM175 227H176V230H174V231L178 232V234H179L180 236H181V234H185V232L183 231V229H182L181 227H179V226H174L173 228H175ZM9 228H10V226H9ZM20 228H21V226H20ZM20 228H19V229H20ZM61 228H62V227H61ZM78 228H79V227H78ZM80 228H81V227H80ZM80 228H79V229H80ZM98 228H99V227H98ZM114 228H115V227H114ZM116 228H117V227H116ZM116 228H115V229H116ZM149 228H148V229H149ZM212 228H213V227H212ZM40 229L42 230V228H40ZM83 229H84V228H83ZM100 229H101V228H100ZM104 229H107V228H104ZM108 229H109V228H108ZM108 229H107V230H108ZM112 229H113V227H112ZM117 229H118V228H117ZM139 229H140V228H139ZM151 229L153 230V228H151ZM154 229H155V228H154ZM170 229H172V228H170ZM252 229H253V228H252ZM254 229H256V227H254ZM15 230H16V228H15ZM21 230H22V228H21ZM38 230H39V229H38ZM41 230H40V231H41ZM62 230H63V229H62ZM72 230H73V229H71L70 231H72ZM149 230H150V229H149ZM155 230H156V229H155ZM166 230H167V229H166ZM172 230H173V229H172ZM191 230H193V229H191ZM10 231H11V229H10ZM70 231H69V232H70ZM73 231H75V230H73ZM76 231H77V230H76ZM78 231H79V230H78ZM81 231H82V230H81ZM92 231H93V230H92ZM97 231H98V230H97ZM102 231L104 232V230H102ZM102 231L100 230L101 234L103 233ZM113 231H114V230H113ZM113 231L111 230V232H113ZM119 231H120V230H119ZM122 231H124V230H122ZM122 231H121V232H122ZM156 231H157V230H156ZM156 231H151V232L156 233V238H155V239L157 240V243L161 244V243L163 242V240L165 239V238H164L165 235H164L163 232H161V231H157V232H156ZM167 231H169V229H168ZM195 231H196V230H195ZM248 231H249V230H248ZM37 232H38V231H37ZM57 232H58V231H57ZM64 232H65V230H64ZM64 232H63V233H64ZM100 232H98V233L100 234ZM109 232H110V231H109ZM109 232L105 230V234H106V233H109ZM116 232H117V231H116ZM121 232H120V233H121ZM191 232H192V231H191ZM242 232H243V231H242ZM246 232H247V231H246ZM251 232H252V231H251ZM256 232H255V233H256ZM29 233H30V232H29ZM34 233H35V232H34ZM38 233H40V232H38ZM74 233H75V232H74ZM77 233H78V232H77ZM86 233H87V232H86ZM88 233H89V232H88ZM122 233H123V232H122ZM172 233H173V232H172ZM14 234H15V233H14ZM65 234H66V232H65ZM69 234H71V232H70ZM84 234H85V233H84ZM101 234H100V236H101ZM105 234H104V235H105ZM112 234H113V233H112ZM62 235H63V234H62ZM94 235H95V234H94ZM104 235H103V236H104ZM106 235H108V234H106ZM114 235H115V234H114ZM152 235H153V234L151 233V238H152ZM249 235H250V233H249ZM251 235L254 236V233L252 232ZM251 235H250V236H251ZM255 235H257V234H255ZM30 236H31V235H30ZM100 236H99V237H100ZM108 236H109V235H108ZM169 236H170V235H169ZM174 236H176V235L174 234ZM253 236H252V237H253ZM258 236H259V235H258ZM5 237H7L6 234H5ZM12 237H13V236H12ZM64 237H65V235H64ZM77 237H78V236H77ZM82 237H84V236H82ZM90 237H91V236H90ZM104 237H105V236H104ZM104 237H102V238H104ZM111 237H112V236H111ZM198 237H199V235H198ZM243 237H245V236H243ZM247 237H249V236H247ZM261 237H262V236H261ZM7 238H8V237H7ZM18 238H19V237H18ZM65 238H67V237H65ZM69 238H70V237H69ZM69 238H68V239H69ZM73 238H75V237H73ZM97 238H98V237H97ZM97 238H96V239H97ZM102 238H100V239H102ZM149 238H150V237H149ZM149 238H148V239H149ZM245 238H246V237H245ZM249 238H251V237H249ZM258 238H259V237H258ZM23 239H24V236H23ZM61 239H62V238H61ZM106 239H107V237H106ZM116 239H117V238H116ZM116 239H115V240H116ZM155 239H153V240H155ZM175 239H176V238H175ZM175 239H173V240H175ZM247 239H248V238H247ZM255 239L257 240V238H254L253 240H255ZM5 240H6V239H5ZM13 240H14V239H13ZM16 240H17V238H16ZM28 240H29V239H28ZM73 240H74V239H73ZM94 240H95V239H94ZM98 240H99V239H98ZM103 240H104V239H103ZM103 240H102L101 242H103ZM107 240L109 241L110 239L108 238ZM153 240H152V241H153ZM156 240H155V241H156ZM200 240H201V239H200ZM243 240H245V239L243 238ZM250 240H252V239H250ZM258 240L261 241L260 239H258ZM24 241H25V239H24ZM66 241H67V240H65V242H66ZM84 241H85V240H84ZM263 241H264V240H263ZM16 242H17V241H16ZM27 242H28V241H27ZM99 242H100V241H99ZM105 242H107V241H105ZM121 242H122V241H121ZM121 242H120V243H121ZM150 242H151V241H150ZM173 242H174V241H173ZM249 242H250V241H249ZM249 242H248V243H249ZM252 242H253V241H252ZM14 243H15V242H14ZM28 243H29V242H28ZM59 243H60V241H59ZM61 243H62V242H61ZM69 243H70V242H69ZM97 243H98V241H97ZM107 243H108V242H107ZM107 243H106V244H107ZM116 243H117V242H116ZM153 243H154V242H153ZM157 243H156V244H157ZM201 243H202V242H201ZM18 244H19V243H18ZM23 244H24V243H23ZM73 244H74V243H73ZM98 244H102V243H98ZM151 244H152V243H151ZM154 244H155V243H154ZM156 244H155V245H156ZM241 244H242V242H241ZM252 244H253V243H252ZM255 244H256V243H255ZM262 244H263V243H262ZM67 245H68V244H67ZM121 245H122V244H121ZM249 245H250V244H249ZM14 246H15V245H14ZM14 246H13V247H14ZM98 246H99V245H98ZM102 246H103V245H102ZM104 246H105V245H104ZM106 246H107V245H106ZM136 246H137V245H136ZM150 246H152V245H150ZM246 246H248L247 243H246ZM4 247H5V245H4ZM19 247H20V246H19ZM19 247H18V248H19ZM69 247H70V244H69ZM69 247H67V248H69ZM72 247H73V245H72ZM99 247H100V246H99ZM152 247H154V246H152ZM250 247H251V246H250ZM250 247H249V248H250ZM15 248H16V247H15ZM102 248H103V247H101V249H100L101 252H102ZM104 248H106V247H104ZM244 248H245V246H244ZM246 248H247V247H246ZM11 249L13 250V248H11ZM69 249H70V248H69ZM106 249H108V248H106ZM259 249H260V248H259ZM263 249H264V247H263ZM8 250H9V249H8ZM55 250H56V249H55ZM57 250H58V249H57ZM125 250H126V249H125ZM260 250H261V249H260ZM15 251H16V250H15ZM98 251H99V250H98ZM108 251H109V250H108ZM154 251H155V250H154ZM16 252H17V251H16ZM22 252H23V251H22ZM106 252H107V251H105L104 253H106ZM126 252H127V251H126ZM256 252H258V250H257ZM259 252H262V250L259 251ZM10 253H11V252H10ZM12 253H13V252H12ZM14 253H15V252H14ZM20 253H21V252H19V254H20ZM62 253H63V252H62ZM197 253H198V252H197ZM15 254H16V253H15ZM43 254H44V253H43ZM96 254H98V253H96ZM106 254H108V252H107ZM110 254H111V253H110ZM110 254H109V255H110ZM146 254H147V253H146ZM203 254H204V252H203ZM251 254H252V253H251ZM253 254H254V253H253ZM6 255H7V254H5V256H6ZM9 255H10V254H9ZM12 255H13V254H12ZM25 255H26V253H25ZM109 255H108V256H109ZM111 255H112V254H111ZM238 255H239V254H238ZM238 255H237V257H238ZM249 255H250V254H249ZM249 255H248V256H249ZM263 255H264V252L261 254V256H263ZM10 256H11V255H10ZM16 256H17V255H15V257H16ZM45 256H46V255H45ZM45 256H44V257H45ZM96 256H97V255H96ZM104 256H105V254H104ZM104 256H102V257H104ZM112 256H113V255H112ZM147 256H149V255L147 254ZM150 256H151V253H150ZM178 256H180V255H178ZM204 256H206V258H207V255H204ZM241 256H243V255L241 254ZM244 256H245V255H244ZM253 256H254V255H253ZM29 257H32V256H29ZM34 257H38V256H34ZM34 257H33V258H34ZM109 257H111V256H109ZM123 257H124V256H123ZM200 257H201V256H200ZM26 258H28V257L26 256ZM66 258L69 259L70 257H69V258L66 257ZM100 258H101V257H100ZM112 258H113V257H112ZM112 258H110V259H112ZM147 258L149 259V257H147ZM178 258H179V257H178ZM181 258H182V257H181ZM204 258H205V257H204ZM206 258H205V259H206ZM30 259H32V258H30ZM34 259H35V258H34ZM34 259H33V260H34ZM36 259H37V258H36ZM205 259H204V260H205ZM238 259H240V258L238 257ZM257 259H259V258H257ZM21 260H22V258H21ZM40 260H41V258H40ZM60 260H61V259H60ZM63 260H64V259H63ZM145 260H147V259H145ZM180 260L183 261L182 259H180ZM184 260H186V259H184ZM236 260H237V259H236ZM240 260H241V259H240ZM240 260H239V261H240ZM250 260H251V259H250ZM11 261H12V260H11ZM15 261H17V259H16ZM19 261H20V260H19ZM37 261H39V259H38ZM99 261H100V260H99ZM148 261H149V260H148ZM189 261H190V259H189ZM242 261H244V260H242ZM259 261H260V260H259ZM2 262H3V261H2ZM21 262H22V261H21ZM21 262H20V263H21ZM51 262H52V261H51ZM58 262H59V261H58ZM115 262H116V261H115ZM145 262H146V261H145ZM245 262H246V260L244 261V263H245ZM0 263H1V262H0ZM12 263H13V262H12ZM15 263H16V262H15ZM78 263H79V262H78ZM148 263H149V262H148ZM151 263H152V262H151ZM246 263L248 264V262H246ZM251 263H254V262H251ZM8 264H9V263H8ZM61 264H62V262H61ZM140 264H141V263H140ZM167 264H168V263H167ZM213 264H214V263H213ZM249 264H250V263H249ZM256 264H258V263H256Z\"/></svg>",
	"mask_w": 264,
	"mask_h": 264
}]
</instances>
